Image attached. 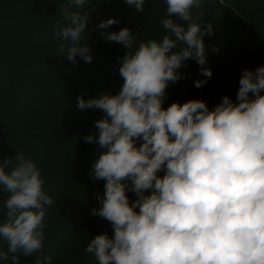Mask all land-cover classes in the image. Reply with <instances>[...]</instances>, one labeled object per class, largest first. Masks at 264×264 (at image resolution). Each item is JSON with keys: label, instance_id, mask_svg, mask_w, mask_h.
<instances>
[{"label": "clouds", "instance_id": "clouds-1", "mask_svg": "<svg viewBox=\"0 0 264 264\" xmlns=\"http://www.w3.org/2000/svg\"><path fill=\"white\" fill-rule=\"evenodd\" d=\"M72 2L79 7L86 0ZM124 3L144 11L145 0ZM166 3L167 18L161 24L168 34L161 41H141L132 52L137 41L128 28L101 32L128 50L119 67L122 88L114 95L78 97L79 109L105 113L95 122L99 135L84 139L100 150L90 175L106 182L103 196L97 197L100 207L91 214L113 229L111 238L96 235L85 251L98 264H264V66L243 70L236 102L225 95L211 110L202 99L174 102L165 109L166 89L182 78L177 69L186 60L201 66L205 79L194 82L197 89L211 79V69L203 67V37L214 34L211 23L192 22V9L200 8L202 0ZM173 16L189 22L187 28ZM63 17L69 23L58 20L55 27L57 36L71 41L65 56L75 62L79 55L90 63V48L80 43L89 17L68 9ZM117 23L111 18L97 27ZM59 51H65L63 44ZM43 183L37 165L23 154L0 164V184L11 193L7 222L0 226L9 247L0 258L43 249L44 206L53 203ZM12 260L19 264L17 256Z\"/></svg>", "mask_w": 264, "mask_h": 264}, {"label": "trees", "instance_id": "trees-1", "mask_svg": "<svg viewBox=\"0 0 264 264\" xmlns=\"http://www.w3.org/2000/svg\"><path fill=\"white\" fill-rule=\"evenodd\" d=\"M167 7L166 0H145L143 12L124 0H86L79 7L72 0H0V164L23 154L37 165L43 190L53 200L44 206L43 249L28 256L22 250L9 252L7 260L0 258V264H13V255L19 264H98L85 251L87 244L99 234L107 233L111 238L113 229L110 222L91 214L92 208L100 207L97 197L103 196L106 182L90 175L100 150L84 137L99 135L95 122L105 113L96 108L79 109L78 97L88 100L114 95L122 88L119 67L128 50L121 43L106 40L101 32L128 28L137 41L131 50L134 52L139 42L161 41L168 34L161 24L167 18ZM65 9L89 17L80 43L88 44L90 63L79 55L75 62L65 56L71 41L57 36L55 27L58 20L62 25L69 23L63 17ZM192 13V22L213 25L214 34L203 37L207 57L203 67L210 68L213 75L197 89L194 82L205 79L200 75L201 66L191 58L186 60L177 69L182 78L169 82L165 109L174 102L202 99L211 110L225 95L236 102L243 70L264 66V0H202L201 7L193 8ZM198 13H202L200 19H196ZM111 18L119 23L107 29L97 27ZM172 19L187 28L189 22L175 16ZM235 42L246 48L243 58L235 53ZM61 44L63 53L59 51ZM14 163L5 170L10 172ZM66 168L72 170L67 179L54 182ZM10 195L0 184V226L7 222ZM128 196L136 198L131 192ZM8 247L0 236V252H8Z\"/></svg>", "mask_w": 264, "mask_h": 264}, {"label": "rangeland", "instance_id": "rangeland-1", "mask_svg": "<svg viewBox=\"0 0 264 264\" xmlns=\"http://www.w3.org/2000/svg\"><path fill=\"white\" fill-rule=\"evenodd\" d=\"M234 51L240 58H243L246 54V48L239 42L234 43ZM242 76V73L240 74ZM72 173L71 168H66L60 172L53 180L57 182L58 180L64 181ZM51 185V184H48Z\"/></svg>", "mask_w": 264, "mask_h": 264}]
</instances>
